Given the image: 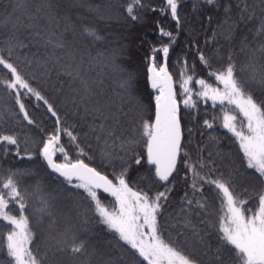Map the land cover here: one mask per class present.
<instances>
[{"label": "trees", "instance_id": "16d2710c", "mask_svg": "<svg viewBox=\"0 0 264 264\" xmlns=\"http://www.w3.org/2000/svg\"><path fill=\"white\" fill-rule=\"evenodd\" d=\"M128 0H26L22 12L15 13L25 19V23L18 27L15 35L24 47L16 46L8 57L6 39L12 33V24L0 27V54L17 64L30 82L31 86L54 104L64 126L73 129L78 134L81 147L92 159L87 156H77L74 146H70L68 138L61 136V144L68 151L69 159L75 161L83 159L85 163L93 166L111 179L114 173H119L124 157L131 162L133 155L144 156L141 165L132 164L128 171L129 185L134 190H148L151 193L164 191L171 186L172 192L165 203L161 220L164 239L176 240V221L180 218L181 208H185L191 215V207L182 202V197L188 193L189 199H199L201 195L208 198V207L202 210L199 216H192L197 229H203L205 242L210 245L208 256H211L218 246V230L225 209L221 207L219 199L210 191L208 185L204 186L203 193H193L191 189V173L185 178L186 169L183 165V155L180 157L178 171L173 175L170 184L161 183L154 177V168L146 161L145 138L140 136V122L153 120L155 115V91L152 89L148 72L151 48L169 43L167 37H162L158 31V24L171 31L176 40L170 47L167 58V68L175 84L177 100L183 99L180 89L181 63L187 60L189 65L195 64L196 77L204 78L213 87H220L218 82L207 76V70L197 58V52L203 51L206 56L216 55L217 59L212 67L218 68L227 59L231 52L235 58L237 68L246 65L248 51H241V40L247 37L254 47L258 43L253 39L261 19H264V4L261 0H246L250 8L255 9V17L251 20H240V7L244 0H218V6L207 5L203 0H180L178 9L181 17V26L177 29L176 23L170 15H161L159 11H151L152 8H163L165 0H143L146 7L139 11L140 19L132 21L124 13V7ZM14 0H0V18L12 12ZM51 4V14L55 20L49 21L47 5ZM231 4L228 14L234 25L233 38L227 40L221 31H227V25L223 30L218 29L225 20L224 6ZM195 5V7H194ZM40 8L39 13L36 9ZM27 15H37L36 27H29L25 18ZM211 17V21H209ZM94 28L102 37L96 40L89 37L84 28ZM214 30L217 35L213 38ZM37 32L39 35H37ZM55 33L54 41L60 40L63 48H57L48 43V39ZM157 64L162 63L160 54L156 56ZM71 72V75L68 73ZM7 70L0 68V77L6 76ZM132 77V87L128 90L121 88V81L128 75ZM243 75V73H240ZM85 83L88 91H85ZM194 91L199 90V85L190 84ZM24 91V90H21ZM195 99V96L193 97ZM30 116L39 125H28L22 120L19 107L15 103L14 94L0 84V135H16L19 139L20 154H16L14 146L0 144V177L9 172H16L15 177L19 182L21 193L27 200L28 207L25 215L29 218V227L33 233V240L29 247L34 254L46 259V264H75L74 259L67 254H57L53 257L56 239L65 228L73 226L80 228V214L87 212L91 221L88 227L91 229L89 239L93 244H99L101 249L112 254L113 258L121 257L122 247L128 248L123 241H119L114 232L109 231L104 225L96 223V217L89 208L93 207L86 198L83 189L74 188L65 180L54 175L47 167L45 161L38 154L39 141L54 127V118L46 112L42 101H37L29 94L23 96ZM221 107L233 109L232 105L221 106L212 101L201 100L196 110H189L180 105L181 124L183 129V146L188 152L191 162L197 158L207 160L209 154L215 161V167L226 176L230 175L236 191L241 193V198L248 200L246 208L255 209L257 201L254 194L264 189V184L258 178L254 169L247 168L243 159V153L239 148L236 138L227 129L223 128ZM101 109V111H97ZM196 117L191 119L189 113ZM236 115L238 120L243 117L237 110L230 112ZM108 117L106 121L103 117ZM214 127L206 129L203 120H213ZM105 124V131L96 133L91 131V126ZM43 128L44 132L40 129ZM191 128L189 135L187 129ZM114 129L115 136L107 137V130ZM101 135L97 141L96 134ZM87 134V135H85ZM121 139H116V137ZM107 137V144H105ZM134 139L137 143L121 147V140ZM7 149V151H5ZM25 149L33 153L31 158L26 155ZM127 149V153H126ZM110 153V158H103V153ZM57 162H64L60 153L54 157ZM208 167L203 169V173ZM214 178V177H213ZM77 183L73 182V184ZM247 189V192L244 190ZM102 203L111 208L114 198L105 196L99 192ZM42 199H46L50 210L56 217L53 227L47 213H40ZM10 214L19 216L17 208L10 205ZM171 216V219H170ZM204 220L206 223L201 224ZM11 226L6 221H0V264L3 260V240ZM129 249L123 253L124 264H136L132 252ZM204 249L199 246L195 255L202 257ZM207 264L208 257H202ZM225 264H232L227 252L224 253ZM141 264H146L141 259Z\"/></svg>", "mask_w": 264, "mask_h": 264}, {"label": "snow or ice", "instance_id": "6c2138e0", "mask_svg": "<svg viewBox=\"0 0 264 264\" xmlns=\"http://www.w3.org/2000/svg\"><path fill=\"white\" fill-rule=\"evenodd\" d=\"M25 3L26 0H14L12 12L0 18V27L12 24L13 31L5 41L8 46V57H11L14 47L25 46L18 41L15 35L18 27L25 23V19L16 16L15 13L22 12ZM203 3L218 6V0H203ZM261 4H264V0H261ZM179 6L180 0H165L163 8H152L151 11H159L161 15H170L179 29L181 26ZM52 7L51 4L47 5L49 21L55 20V16L51 14ZM145 7L143 0H128L124 13L132 21H137L140 19L139 11ZM231 7V4L224 6L225 20L218 25L220 30H223L225 25L228 26L227 31H221L227 40L233 38L234 25L237 23L232 21L228 15ZM237 7L240 8V20L254 19L255 9L250 8L246 0L243 2V7L240 5ZM40 11V8L36 9L37 13ZM25 18L29 27H36L35 21L39 19L37 15L25 13ZM157 26L159 34L167 37L169 43L159 47L153 46L151 55L148 57L151 87L158 90L159 94L154 97V119H141L140 122V136L141 138L146 137V161L147 164L154 166V177L160 182L170 184V177L178 171V159L183 155L185 157L183 159L186 169L185 178L187 179V174L191 173L190 187L193 193H203L205 185L211 186L210 191L214 193L216 199L220 200L221 207L225 209L218 230L219 246L212 251L211 256H208L210 245L205 242L204 235L201 234L203 229H197L192 219L193 215L199 216L202 210L207 209L208 198L201 195L199 199H189L187 192L181 198L182 202L187 207L193 205L195 207H191V215L185 208H181L182 215L174 225L176 240L164 239L161 220L158 217L162 219L164 206L169 199V193L173 190L172 187L168 186L164 191L151 193L150 188L134 190L129 185V168L132 164L141 165L145 159L144 156L133 155L132 163L121 157L122 170L114 173L111 179L96 168L90 167L83 159L77 158L75 161L69 159L68 151L61 144L62 135L68 138L70 146L75 147L78 157L87 156L88 159L92 157L88 156V153L81 147L78 134L73 129L64 126V120L54 104L41 91L31 86L17 64L10 62L8 57L0 54V68L7 70V78L0 77V84L14 94L22 120L28 125L39 127L22 101V97L29 94L37 101H42L46 112L54 118L53 130L46 133L39 141V156L43 158L52 172L58 173L74 188L84 190L86 198L93 205L88 211L96 217L95 222L114 232L118 240L128 246V248L122 247L121 257L114 259L112 254L103 251L98 243L93 244L89 239L91 229L88 225L91 221L87 212H83L80 214V228L69 226L59 233L53 257L57 254H67L74 259L75 264H124L123 253L131 249L134 250L131 254L136 264H141V259L146 264H205L203 256L208 257L207 264H225L224 253L227 252L232 264H264V189L254 194V199L257 201L255 209L246 208L249 201L241 198V193L236 191L230 175L226 176L216 169L211 154L207 160L198 157L196 162L192 163L188 152L182 145L183 129L180 115L181 103L189 110H196L201 100H211L213 106L217 103L223 106L225 102L232 105L243 119L238 120L236 115L230 114L233 109L221 107L223 112L221 126L236 138L247 168L254 169L259 174V180L264 184V19L260 20L259 27L253 36L258 47L252 46L247 37L241 40V51H248V59L246 65L239 69L231 52L218 68H213V62L216 61L217 56H206L203 51L198 50V61L207 70V76L223 85L222 89L213 87L204 78H195V64L189 65L187 60L178 61L181 63L179 76L183 96L180 101L177 100L172 76L167 70V58L176 36L163 26L159 24ZM84 31L89 37L96 40L102 39L94 28L85 27ZM37 35H39L38 32ZM216 35L217 31L214 30L213 38ZM54 36L55 33L48 39V43H54L55 47L63 48L64 44L60 40L54 41ZM157 54H160L163 59L160 64L156 62ZM68 74L71 75V72ZM190 84L199 85V90L194 91L193 87L189 86ZM120 86L125 90L132 87L130 74L121 81ZM85 91H88L86 83ZM189 115L191 119H196L191 111ZM107 119L108 117H103L104 121ZM216 119L217 117H213L212 121L204 119L203 127L212 129ZM97 128H99V133H103L105 124L101 122L99 125L91 126V131L96 133ZM40 131L44 132V129L41 128ZM187 131L191 135L193 130L189 128ZM99 133L96 134L97 141L101 139ZM112 136H115V130L108 129L107 137ZM107 137H105V144H107ZM116 139L121 138L117 136ZM134 143H137L134 139H123L121 147L124 148L125 145ZM0 144L14 146L16 154H20L19 139L16 135H0ZM25 152L29 158L33 155L27 149ZM57 153L63 156L64 162H57L54 159ZM110 156L111 154L107 152L102 154L103 158H110ZM205 167H208V171L202 174ZM17 175L16 172H9L6 176L0 177V221H6L11 226V230L6 233L3 240L4 264H46V259L38 257L29 247L33 240V233L29 227V218L25 215L28 207L27 200L21 193L19 182L15 178ZM74 179L77 181L75 184H73ZM101 190L114 197L115 203L111 208L102 203L99 195ZM244 191L247 192V189ZM10 205L17 208L19 216L10 214ZM41 205L38 211L49 215L52 220L49 227H53L56 217L51 212L48 201L42 199ZM200 223L204 224L206 221L201 220ZM199 246H203L204 249L200 258L195 255V250ZM52 264H55V260Z\"/></svg>", "mask_w": 264, "mask_h": 264}, {"label": "water", "instance_id": "95a60500", "mask_svg": "<svg viewBox=\"0 0 264 264\" xmlns=\"http://www.w3.org/2000/svg\"><path fill=\"white\" fill-rule=\"evenodd\" d=\"M169 72V71H168ZM170 73V72H169ZM172 76V75H171ZM172 80H173V78H172ZM150 84H151V81H150ZM173 88H174V90H175V84H174V80H173ZM153 89V88H152ZM154 91H156V89H153ZM182 145H183V138H182ZM55 159V158H54ZM179 162H180V158L178 159V164H177V169H178V166H179ZM149 165V164H148ZM90 166V165H89ZM150 167H152V168H154V166H152V165H149ZM90 167H92V166H90ZM51 170V169H50ZM51 172H52V170H51ZM54 175H56L57 177H59V178H61V179H63L64 180V178L63 177H61L58 173H54V172H52ZM176 173V172H175ZM175 173H173V175L175 174ZM173 177V176H172ZM172 177H170V180H171V178ZM158 179V178H157ZM73 182H76V180L74 179L73 180ZM161 183H164L165 184V182H161ZM101 193H103L102 192V190L100 191ZM103 194H105L106 196H109V197H112L110 194H108V193H103Z\"/></svg>", "mask_w": 264, "mask_h": 264}, {"label": "rangeland", "instance_id": "374dc122", "mask_svg": "<svg viewBox=\"0 0 264 264\" xmlns=\"http://www.w3.org/2000/svg\"><path fill=\"white\" fill-rule=\"evenodd\" d=\"M159 64H160V63H159ZM167 70H168V68H167ZM219 88L222 89V88H223V85L220 84V87H219ZM155 93H156L155 96H156L157 94H159V93H158V90H156ZM90 166H91V165H90ZM92 167H93V166H92ZM98 171H99V170H98ZM101 173H102V172H101ZM102 174H103V173H102ZM163 184H164V183H163ZM100 193H101V192H100ZM101 194H103V193H101ZM103 195H105V194H103ZM105 196H106V195H105ZM108 197H109V196H108ZM111 198H114V197H111Z\"/></svg>", "mask_w": 264, "mask_h": 264}]
</instances>
